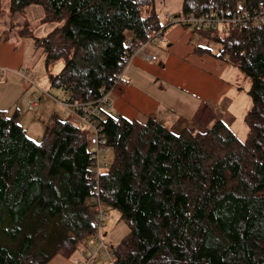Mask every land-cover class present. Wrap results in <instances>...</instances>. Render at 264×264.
Segmentation results:
<instances>
[{
  "label": "trees",
  "instance_id": "obj_1",
  "mask_svg": "<svg viewBox=\"0 0 264 264\" xmlns=\"http://www.w3.org/2000/svg\"><path fill=\"white\" fill-rule=\"evenodd\" d=\"M33 4L44 7V23L57 26L38 38L25 20L18 35L34 39L47 68L63 60L49 79L67 94L64 102L99 98L123 57L171 25L161 23L155 0H8L9 13L24 16ZM243 6L260 10L264 0H183L178 16ZM194 34L220 46L196 53L250 78L248 135L242 140L221 120L205 132H175L155 114L146 121L106 115L114 161L101 177V196L129 226L115 264H264V22ZM88 135L57 120L37 142L17 112L0 111V264L72 258L94 235Z\"/></svg>",
  "mask_w": 264,
  "mask_h": 264
},
{
  "label": "crops",
  "instance_id": "obj_2",
  "mask_svg": "<svg viewBox=\"0 0 264 264\" xmlns=\"http://www.w3.org/2000/svg\"><path fill=\"white\" fill-rule=\"evenodd\" d=\"M163 19V24H171L169 18ZM4 25L0 27V65L15 72L27 62V48L19 47L18 39L32 38L20 37L19 27ZM205 39L194 34V28L171 24L164 31V41L148 43L134 55L124 78L109 95V114L139 121L155 114L168 126L193 123L198 129L221 120L239 137L252 106L250 81L239 75L234 69L239 70L237 66L210 54L196 53L195 48L203 46L198 42ZM32 48L41 49L35 41ZM11 71L0 82L5 88L16 76ZM30 89L35 95L38 92L37 88ZM3 96L0 92V100ZM75 258L57 254L47 264H76Z\"/></svg>",
  "mask_w": 264,
  "mask_h": 264
},
{
  "label": "rangeland",
  "instance_id": "obj_3",
  "mask_svg": "<svg viewBox=\"0 0 264 264\" xmlns=\"http://www.w3.org/2000/svg\"><path fill=\"white\" fill-rule=\"evenodd\" d=\"M182 5L183 0H155V8L158 14L165 10L170 11L172 15V21H170L171 24L175 22V19L177 18L176 16L181 14ZM1 11H3L4 13L3 15H0V27L5 26L4 24H7L8 28L19 27L21 29L22 25L28 21L33 27L34 35L38 38L45 37L57 26L56 23L43 22L46 12L42 5L33 4L29 6L25 11L24 16L19 14L11 15L8 9V0H3ZM160 20L162 19L160 18ZM163 21L166 22L167 20L163 19ZM163 25L166 26L169 24ZM155 41L159 43V41H163V39H160L158 37L155 39ZM18 42L19 47L25 46L27 48L25 60L27 62L23 68L28 70L29 75L37 76V85L46 93L42 94L41 91L37 89L38 92L35 95L33 89H30L32 87L26 90L25 78L21 75H18L14 71H11V75L16 76H12L10 78L11 82L8 84L9 86L5 88V86H3L2 84L0 85V92H4V96L0 100V111H5L10 116L17 112L19 115V122L26 130L27 134L34 140H37V142H41L47 135L48 129L51 128L57 120H70V116L65 113V108L60 103V101L66 100L67 94L65 93V91H63L62 88L52 86L49 79L51 75H58L62 71L64 62L63 60L55 61L47 68L46 55L43 53L42 49L32 48L34 39L19 38ZM198 43L205 46V48H212V50H215V52H217L218 48L220 47L218 44L209 39L201 40ZM234 69L238 71L241 77H245L250 81V78L246 74H244L243 72L241 73L237 68ZM239 79L241 80V78ZM35 98L39 101V105L30 110L28 108L29 104ZM215 122L216 121H214L209 127H206L205 129H198V126L193 123H180L179 125H174V127H169L175 132H180L182 129L188 127H194L200 132H205ZM247 135L248 127L245 124L242 131H240L239 137L242 140H245ZM104 156L105 155H103L102 157L104 158ZM106 156L108 157V164L110 167L114 161L113 150H110L109 153L106 154ZM107 214L108 217L105 220L103 226L104 239L108 245L114 246L116 248L122 241V239L129 233V226L127 222L121 217V213L118 209L108 208ZM88 244L89 241L87 242V245ZM74 257L83 259L85 256L80 250L73 255V258ZM102 262H104L105 264H112L108 256H100L98 258L97 264H102Z\"/></svg>",
  "mask_w": 264,
  "mask_h": 264
},
{
  "label": "built area",
  "instance_id": "obj_4",
  "mask_svg": "<svg viewBox=\"0 0 264 264\" xmlns=\"http://www.w3.org/2000/svg\"><path fill=\"white\" fill-rule=\"evenodd\" d=\"M159 18H170L172 21V15L169 10H165L158 14ZM264 22V8L262 9H251L247 6H243L239 11L228 13L225 10H210L202 15H196L190 13L188 15H181L175 19V23L191 27V28H205L212 30L224 31V29L229 26H236L243 28L248 24L258 25ZM163 29L155 30L151 33L148 40L141 41L135 48V50L123 57L121 61L122 70L114 78V85L106 91L102 92V95L92 101L87 102H64L60 103L65 108V113L70 116V120L77 125L82 130H85L89 133V148L91 151V167L90 171L87 174L88 179L93 185L92 194L89 197V202L93 205V208L96 211V217L94 220V225L96 232L89 240V244L81 249L83 259L75 258L74 262L76 264H95L96 260L102 256H108L110 262L115 264L117 247L110 246L104 239L103 226L104 222L108 217L107 210L109 206L103 202L101 196V177L105 171L109 168L107 153L111 150L107 145V140L105 133L103 131L102 120L109 114L112 105L109 103V95L113 93L115 87L121 82L124 78L127 68L131 65L134 55L140 52L150 41L156 38L163 37ZM153 42V41H152ZM11 70L2 67L0 65V82L4 79L5 75ZM22 77L25 78L26 90L30 87L37 88L41 91L42 94L46 92L37 85V77L35 75H29V72L25 68L15 70ZM38 100L34 99L29 104V109H34L38 105ZM103 155L104 158L102 157ZM106 234V233H105ZM103 264H105L103 262Z\"/></svg>",
  "mask_w": 264,
  "mask_h": 264
}]
</instances>
